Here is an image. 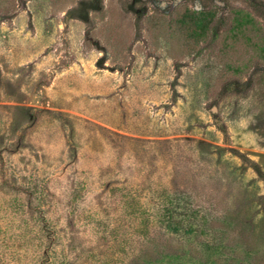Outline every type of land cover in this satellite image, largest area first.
<instances>
[{"label": "rangeland", "instance_id": "374dc122", "mask_svg": "<svg viewBox=\"0 0 264 264\" xmlns=\"http://www.w3.org/2000/svg\"><path fill=\"white\" fill-rule=\"evenodd\" d=\"M0 264H264V0H0Z\"/></svg>", "mask_w": 264, "mask_h": 264}, {"label": "trees", "instance_id": "16d2710c", "mask_svg": "<svg viewBox=\"0 0 264 264\" xmlns=\"http://www.w3.org/2000/svg\"><path fill=\"white\" fill-rule=\"evenodd\" d=\"M178 197V198H177ZM179 196H168L163 203L161 220L165 227L174 233H192L199 216V210L192 204L180 202Z\"/></svg>", "mask_w": 264, "mask_h": 264}]
</instances>
